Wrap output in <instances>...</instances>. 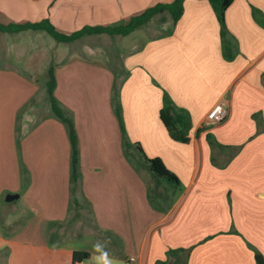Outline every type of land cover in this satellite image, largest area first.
Wrapping results in <instances>:
<instances>
[{
  "label": "crops",
  "instance_id": "1",
  "mask_svg": "<svg viewBox=\"0 0 264 264\" xmlns=\"http://www.w3.org/2000/svg\"><path fill=\"white\" fill-rule=\"evenodd\" d=\"M174 2L0 0V21L49 20L73 34L126 25ZM226 26L232 61L210 2L185 0L169 32L118 36L115 67L103 46L72 53L73 45L46 32H0V264H75V254L92 264H103L105 254L112 264H256L255 252L264 257V0H235ZM50 65L54 96L78 138L80 208L72 207L70 136L47 100ZM116 85L128 141L161 159L180 187L140 164L134 148L126 153ZM165 93L191 118L188 144L174 141L161 120ZM220 103L228 116L209 126ZM43 106L49 111L39 117ZM84 210L89 232L73 222Z\"/></svg>",
  "mask_w": 264,
  "mask_h": 264
},
{
  "label": "trees",
  "instance_id": "2",
  "mask_svg": "<svg viewBox=\"0 0 264 264\" xmlns=\"http://www.w3.org/2000/svg\"><path fill=\"white\" fill-rule=\"evenodd\" d=\"M184 1L175 0L171 5H158L154 8H150L140 16L132 19L126 25L108 26V27H95L85 28L82 31L65 34L60 32L49 20H45L40 23H24V24H3L0 21V32L2 33H20L24 31H42L50 35L57 43L72 46L74 43L83 39L86 36H100L108 35L110 37H126L138 29H142L147 26L156 16L168 13L172 19V26L175 27L178 21L181 19L184 13ZM214 9L220 27L221 35L224 41V55L226 60L232 61L235 57L234 47L227 41V26H226V12L235 0H208ZM171 32V31H170ZM45 90L47 94V100L52 114L61 120L69 133L72 144V176H71V191H72V207L80 208L78 202V192L80 188V160L78 150V138L72 116L63 109L61 104L56 100L54 92L57 86L54 67L48 66L46 70ZM113 107L116 116L119 119L122 130L124 132V147L126 153L129 149L134 148L138 154L140 161H143L148 169L159 179H164L169 183L180 187L179 179L170 172L161 159H151L146 156L144 150L139 144L132 145L124 131L123 119H122V107L120 101V87L115 86L113 90ZM161 120L165 125L171 138L179 143L188 144L191 142L190 132L192 129L191 118L186 111H182L176 108L173 101L168 94L164 95V104L160 113ZM184 251H171L170 255L179 256ZM82 254H75L74 262L79 263ZM256 264H264V257L255 252ZM161 264V263H160Z\"/></svg>",
  "mask_w": 264,
  "mask_h": 264
},
{
  "label": "rangeland",
  "instance_id": "3",
  "mask_svg": "<svg viewBox=\"0 0 264 264\" xmlns=\"http://www.w3.org/2000/svg\"><path fill=\"white\" fill-rule=\"evenodd\" d=\"M172 26V21L169 19L168 14L166 13L165 15H159L157 17L154 18L153 21H151V23H149L147 26H145L143 29L148 33V35L150 36H159L162 34H165L167 32H169L170 28ZM120 37H110V36H93L91 38H87L81 41H78L76 43L73 44V49H72V53L74 52H78L81 53L82 52V47L84 45H88V46H103L106 49V52L108 53L110 59H111V64L112 67H115L117 65V62L115 61V58H119V55H114L113 53H117L118 47L120 46ZM41 103V101L39 102ZM39 111V117H42L43 114H45L46 112L49 111V107L48 106H43L42 109H38ZM136 160L139 161L140 164H142L144 167H146V169L148 168L145 163L143 161H140V158L138 157V154L136 153ZM74 220L73 222L76 221H81L82 225H83V230L86 232H89V228L91 226L90 223V216L88 214L87 211H81L79 213V217L73 216ZM72 228V226H68V229ZM82 231V230H81ZM83 231V232H84ZM71 232V231H70ZM78 232V231H76ZM75 231H72L71 234H75Z\"/></svg>",
  "mask_w": 264,
  "mask_h": 264
},
{
  "label": "built area",
  "instance_id": "4",
  "mask_svg": "<svg viewBox=\"0 0 264 264\" xmlns=\"http://www.w3.org/2000/svg\"><path fill=\"white\" fill-rule=\"evenodd\" d=\"M228 116V110L224 103L217 104L213 110L209 113L207 118V124L209 126H215L222 124ZM76 264H92L91 262H79Z\"/></svg>",
  "mask_w": 264,
  "mask_h": 264
},
{
  "label": "clouds",
  "instance_id": "5",
  "mask_svg": "<svg viewBox=\"0 0 264 264\" xmlns=\"http://www.w3.org/2000/svg\"><path fill=\"white\" fill-rule=\"evenodd\" d=\"M94 248L97 251H101L104 248V245L101 242L97 241L94 245ZM103 264H112V261L107 258L106 254L104 255Z\"/></svg>",
  "mask_w": 264,
  "mask_h": 264
},
{
  "label": "water",
  "instance_id": "6",
  "mask_svg": "<svg viewBox=\"0 0 264 264\" xmlns=\"http://www.w3.org/2000/svg\"><path fill=\"white\" fill-rule=\"evenodd\" d=\"M16 198H18V196H9L8 199H9V201H10V200L12 201L13 199H16Z\"/></svg>",
  "mask_w": 264,
  "mask_h": 264
}]
</instances>
